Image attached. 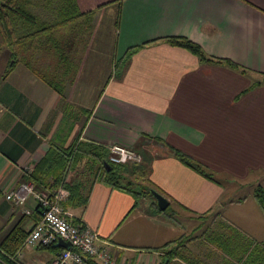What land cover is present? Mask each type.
Listing matches in <instances>:
<instances>
[{
  "label": "crops",
  "instance_id": "crops-1",
  "mask_svg": "<svg viewBox=\"0 0 264 264\" xmlns=\"http://www.w3.org/2000/svg\"><path fill=\"white\" fill-rule=\"evenodd\" d=\"M73 1L78 13H91L90 23L83 28L82 20L75 21L54 33L60 57L35 51L15 61L0 49V241L14 226L27 233L39 220L31 199L21 209L4 200L29 181L24 169L51 168L49 183L59 178L56 153L80 144L117 145L143 157L151 189L167 208L172 202L202 225L210 213L217 218L232 206L245 209L238 198L225 200L224 184L234 194L248 186L264 195V85L248 90L264 74V0ZM173 37L246 73L200 63L164 41ZM101 62H108L104 75ZM165 146L200 164L214 181L183 166ZM75 165L62 175L76 194V202L61 203L68 221L91 229L113 264H158L160 249L176 240L179 226L167 208L159 211L146 196L102 184L87 160ZM229 219L221 217L253 241H264V232L258 240ZM255 220L239 214L247 228ZM58 251L37 247L13 256L18 264H48Z\"/></svg>",
  "mask_w": 264,
  "mask_h": 264
},
{
  "label": "trees",
  "instance_id": "trees-1",
  "mask_svg": "<svg viewBox=\"0 0 264 264\" xmlns=\"http://www.w3.org/2000/svg\"><path fill=\"white\" fill-rule=\"evenodd\" d=\"M90 18L91 13H78L73 0H0V49H8L12 60H15V57L17 59L18 54H21L23 62L25 52L43 51V53H52V56L57 55L60 50L53 46L54 33L62 27L72 25L75 21L77 24L79 20H82L81 24L83 28H86L90 23ZM164 41L172 47L187 51L200 63L222 65L242 74L246 73V70L228 60L206 56L198 45L186 38L173 37L166 38ZM140 47L129 49L120 59V64L125 63ZM11 67L9 65L5 69L3 76L10 71ZM259 77L251 83L248 90L264 85V74H260ZM52 85L54 88L57 86ZM55 91L60 92L59 89ZM154 142L161 143L158 140ZM165 149L167 154L195 174L206 180L214 181L211 174L207 173L200 164L173 148L165 146ZM106 158L105 149L80 144L56 153L54 168L59 170V178L45 183L46 171L49 168L43 165L36 166L33 171L24 174L28 175V182L32 183L35 188L54 189L61 186L68 191L66 201L76 202L73 188L64 185L62 175L71 164L75 165L87 160V165L94 177L102 184L127 192L135 198L145 195L150 197L147 189H151L152 186L146 177L147 165L143 163V157L137 164L123 165L109 164ZM253 197L264 217V195L259 187L254 190ZM35 212L39 215L37 207ZM27 233L18 226H14L0 241V262L2 264H18L13 255L21 247ZM181 240L182 238L160 249L158 264H264V241H253L226 222L210 224L200 236ZM186 242L195 243L192 246L193 250L187 249L184 245Z\"/></svg>",
  "mask_w": 264,
  "mask_h": 264
},
{
  "label": "built area",
  "instance_id": "built-area-1",
  "mask_svg": "<svg viewBox=\"0 0 264 264\" xmlns=\"http://www.w3.org/2000/svg\"><path fill=\"white\" fill-rule=\"evenodd\" d=\"M107 162L112 165L137 164L140 157L135 152L121 146L107 147ZM25 168L24 173L31 172ZM68 197V191L59 186L54 189L35 188L30 182L20 183L16 188L4 195V200L14 208L21 209L31 199L39 211V220L33 225L23 240L21 247L15 252L32 248H47L57 240L68 242L69 250L59 249L48 264H113L105 247L95 244L94 232L82 226H75L68 221L61 203ZM0 264H2L0 262Z\"/></svg>",
  "mask_w": 264,
  "mask_h": 264
},
{
  "label": "rangeland",
  "instance_id": "rangeland-1",
  "mask_svg": "<svg viewBox=\"0 0 264 264\" xmlns=\"http://www.w3.org/2000/svg\"><path fill=\"white\" fill-rule=\"evenodd\" d=\"M1 62H4L3 60H1ZM107 63L108 65V62H101V64L103 65V67H99L100 69V72L99 74L101 73V75H104L108 72V67L105 68V64ZM105 68V70H104ZM5 71V70H4ZM3 71V73H4ZM3 73H2V77H3ZM260 74H257L256 75V80L259 79ZM262 75V74H261ZM156 148V147H155ZM154 147H151L150 149H153L151 150L152 153L153 152H156V149ZM159 151V150H158ZM213 177L215 178V175H213ZM215 179H218V178H215ZM235 187V185H233ZM224 190H225V194H224V197H225V200L227 198H231L230 200L232 199H239V201H244V208L242 211H235L233 210L234 207H230L229 208V211H225V212H220V216L216 218L215 215H213V213H210L208 215H206L204 217V220H203V225L202 223L200 224V220L201 218H197V217H188L186 214L184 213H181L180 211H176L175 210V205L171 202L169 207L167 208V210L165 211L167 213V216L171 219L172 223L175 222V223H178V229H177V235L174 236V242H176L177 240H179L180 238H182L181 241H183L184 239H190V238H193V237H198L200 236L203 231L205 230L206 227H208L209 224H212L214 222L213 219H216L218 221H221V217L223 219L226 220V218H230V220L234 219L236 221H238V224H242V226H238L240 227L242 230L244 231H248L250 233H252L253 237H255L256 239L260 240L262 237H263V232H264V217L259 209V206L258 204L256 203L253 195H254V190H252L251 187H248L246 186L245 188H242L241 190L237 191L236 194H234V190L233 188H229V186L227 185H223ZM231 189V190H230ZM231 193V194H230ZM234 194V195H233ZM146 197H148L147 195H145ZM149 199H151L150 197H148ZM153 202V200H152ZM219 211V210H217ZM238 213V214H235ZM240 213H243V215L249 219V213L251 215H253V219H259L258 221H254V225L253 227H250V228H247L246 226H243V223H241L239 221V214ZM232 218V219H231ZM228 221V220H227ZM233 223V221H231ZM231 223V224H232ZM235 223V222H234ZM193 244H195L194 242L192 243H184V245L187 247V249L189 250H193ZM41 252H46L45 250L41 251Z\"/></svg>",
  "mask_w": 264,
  "mask_h": 264
},
{
  "label": "water",
  "instance_id": "water-1",
  "mask_svg": "<svg viewBox=\"0 0 264 264\" xmlns=\"http://www.w3.org/2000/svg\"><path fill=\"white\" fill-rule=\"evenodd\" d=\"M104 165L106 166V164ZM147 193L150 196V198L154 201V204L159 211H164L167 208L168 206L167 200L163 196H161L158 192H156L153 189H147ZM53 247L57 249L69 250L70 244L68 242L57 240V242L53 245Z\"/></svg>",
  "mask_w": 264,
  "mask_h": 264
}]
</instances>
